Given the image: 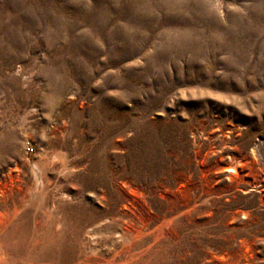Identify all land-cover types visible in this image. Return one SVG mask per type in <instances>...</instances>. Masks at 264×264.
<instances>
[{"label":"rangeland","instance_id":"1","mask_svg":"<svg viewBox=\"0 0 264 264\" xmlns=\"http://www.w3.org/2000/svg\"><path fill=\"white\" fill-rule=\"evenodd\" d=\"M0 264H264V0H0Z\"/></svg>","mask_w":264,"mask_h":264},{"label":"bare ground","instance_id":"2","mask_svg":"<svg viewBox=\"0 0 264 264\" xmlns=\"http://www.w3.org/2000/svg\"><path fill=\"white\" fill-rule=\"evenodd\" d=\"M1 252H2V247L0 246V254H1Z\"/></svg>","mask_w":264,"mask_h":264}]
</instances>
